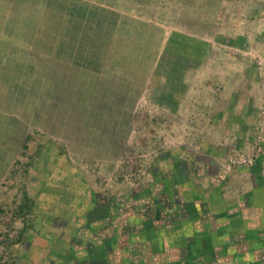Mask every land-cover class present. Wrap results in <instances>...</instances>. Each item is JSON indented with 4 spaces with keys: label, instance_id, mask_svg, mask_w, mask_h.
I'll return each instance as SVG.
<instances>
[{
    "label": "rangeland",
    "instance_id": "1",
    "mask_svg": "<svg viewBox=\"0 0 264 264\" xmlns=\"http://www.w3.org/2000/svg\"><path fill=\"white\" fill-rule=\"evenodd\" d=\"M27 1L0 4V264H196L206 199L264 178V0Z\"/></svg>",
    "mask_w": 264,
    "mask_h": 264
},
{
    "label": "crops",
    "instance_id": "2",
    "mask_svg": "<svg viewBox=\"0 0 264 264\" xmlns=\"http://www.w3.org/2000/svg\"><path fill=\"white\" fill-rule=\"evenodd\" d=\"M27 0H0V4H6L9 6L10 4L14 7L15 4L19 3V6L23 3L22 9L25 8V2ZM34 0H28L27 2L31 3ZM43 2V0H41ZM47 1V0H46ZM11 2V3H10ZM44 3V2H43ZM46 5V3H44ZM7 6L5 7L7 9ZM3 9L1 13L6 15L5 19L8 15L5 13ZM4 19V20H5ZM21 22V25L26 23L25 15H21L18 19L10 18L8 24L5 28L10 29V25H14L17 27L18 23ZM20 25V26H21ZM19 26V27H20ZM17 39H19V35H17ZM3 38L0 35V55H3ZM7 42V41H5ZM8 45L5 43V52L8 56ZM5 65L8 66V58H6ZM264 166V164H263ZM257 167V166H255ZM227 180V185L223 186V193L221 200H207V206L204 208L207 209L208 207L214 208L217 212H222V221L226 223L224 228L214 227L215 229L212 230H223V239L219 240V236L216 235L214 237V233L210 231V229H206L202 231L201 229L199 232H202L200 236L196 239V264L199 263L201 258H206L208 261L212 262H220L221 254L225 251H228L231 258L229 261L226 258L225 262H232L233 264H254L256 262L261 263L264 262V237H260L264 235V208L259 206L249 207V205H253L252 200L254 198H259L264 196V178L261 177V182L259 179L257 180L252 173L247 171H242L241 176H237L234 173L230 175ZM237 178L243 179L245 182H240V184L236 183ZM248 179V182H247ZM225 181H223L225 183ZM259 181V182H258ZM250 183V184H249ZM223 184V183H222ZM236 184V186H233ZM221 186V183H220ZM250 196L245 198L247 200L245 203L248 206H240V200L245 196ZM236 197V198H235ZM238 200L236 203L237 207L232 209V203L234 200ZM232 201V202H231ZM239 202V203H238ZM221 209V210H220ZM233 210V211H232ZM243 226H245V234L242 235ZM212 228V227H210ZM221 228V229H220ZM240 229V230H239ZM218 230V231H219ZM207 231V232H206ZM246 231L253 233L252 235H246ZM222 236V235H221ZM251 236V237H250ZM257 236V237H256ZM165 237V236H164ZM163 237V238H164ZM168 238H166L167 240ZM172 241L169 243H164L163 246L169 245L170 247H175ZM220 247V248H219ZM219 249V250H218ZM217 250V251H216ZM216 251V252H215ZM214 253H216V257H214ZM226 253V252H225ZM204 256V257H201ZM201 257V258H200ZM176 261L178 262L182 260L184 257H176ZM237 259V260H236Z\"/></svg>",
    "mask_w": 264,
    "mask_h": 264
},
{
    "label": "trees",
    "instance_id": "3",
    "mask_svg": "<svg viewBox=\"0 0 264 264\" xmlns=\"http://www.w3.org/2000/svg\"><path fill=\"white\" fill-rule=\"evenodd\" d=\"M55 1H58V2L65 1L66 2L65 4L59 3V5H57L55 2H53V4L56 5L55 6L56 7V14L59 13L60 15L61 14H67L68 15V13H70V14H72V15L75 16L76 15V13H74L75 11H81V10H83L86 14L88 12V15H89L88 21H91V22H92V20H94V18H98L99 21L100 20H105V18H108V22L107 23H108V25L110 27H112V26L116 27L118 25V23H121L122 25H123V23H126V21L117 22V17H118V14L117 13L112 12V11H107L106 9H103V8H100V7H97V6L87 7V6L81 5V3H73L71 5H68L67 0H55ZM105 15H108V17H104ZM65 21L67 23H69V21L67 20V18H65ZM131 22L132 23H135L136 21H133L132 20ZM95 27H98V26L95 25ZM65 33H66V30H65ZM106 33H107V31H106ZM76 34H79V31H76ZM177 38H178V36L176 34H173L170 37V39L168 41V44L171 45L172 43L176 42V39ZM64 126L66 127L67 125H64ZM110 136H112V135H110ZM141 208H143V209H141L143 211H141V213L138 212V215H140V217H142L141 218V221L144 224H148V223L151 222L150 219L152 220V211H155V213H156V211L159 212V209L157 207H155L154 209H151L152 211L146 205H143Z\"/></svg>",
    "mask_w": 264,
    "mask_h": 264
}]
</instances>
